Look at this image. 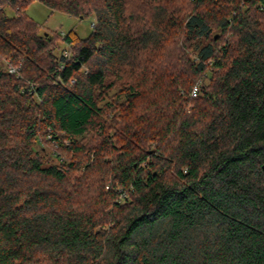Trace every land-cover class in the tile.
Returning a JSON list of instances; mask_svg holds the SVG:
<instances>
[{
	"label": "trees",
	"instance_id": "1",
	"mask_svg": "<svg viewBox=\"0 0 264 264\" xmlns=\"http://www.w3.org/2000/svg\"><path fill=\"white\" fill-rule=\"evenodd\" d=\"M33 1L0 0V264H264V0H39L86 38Z\"/></svg>",
	"mask_w": 264,
	"mask_h": 264
},
{
	"label": "rangeland",
	"instance_id": "2",
	"mask_svg": "<svg viewBox=\"0 0 264 264\" xmlns=\"http://www.w3.org/2000/svg\"><path fill=\"white\" fill-rule=\"evenodd\" d=\"M2 6L3 5L0 4V8ZM25 11L31 18L36 20L39 24L43 25V28H41L42 33L44 31H49L51 33L60 31L62 33V37H64L63 35H65L67 31L74 29L81 38H86L92 33L94 26L96 24V17L82 18L67 14L62 11L53 10L39 0H35L31 2L26 7ZM9 13H12V11L9 10ZM214 34L216 35V37H218L219 35V33L216 32ZM61 45L62 46L58 47L55 50V53L57 55H60L61 51L64 50L65 45L67 44L62 41ZM69 51H70L69 49L66 50V53L69 54ZM19 65H20L19 63L12 62L8 57H0V68L2 69L10 70L11 68H18ZM205 75L206 73L200 76L198 80L195 82L194 86L197 85L198 87H200L205 81L207 82ZM123 88L125 87L122 85V82L118 81L116 86L112 90H110L106 98L100 104L104 105L108 101H112L114 103H118V102L125 103L127 97H126V91ZM98 133L99 132L95 127H91V129L87 133L79 137V141L81 143H84L86 149L91 148L95 146L97 141L99 143V140L102 139L100 138ZM67 143H69V141ZM37 148H40V150H42V155H46L47 159H50L53 162L56 161L59 162L60 160L65 159V157L63 156L60 157V160L58 157H54V158L51 157L52 153L55 156V153H57V151L60 152L59 145L56 142L46 141V138L44 137L42 143L40 145H37ZM72 155H74V152H72Z\"/></svg>",
	"mask_w": 264,
	"mask_h": 264
},
{
	"label": "built area",
	"instance_id": "3",
	"mask_svg": "<svg viewBox=\"0 0 264 264\" xmlns=\"http://www.w3.org/2000/svg\"><path fill=\"white\" fill-rule=\"evenodd\" d=\"M19 70V67L18 68H11L9 71L11 73H15ZM192 96L196 97L198 94H199V87L196 85L194 86V88L192 89Z\"/></svg>",
	"mask_w": 264,
	"mask_h": 264
},
{
	"label": "water",
	"instance_id": "4",
	"mask_svg": "<svg viewBox=\"0 0 264 264\" xmlns=\"http://www.w3.org/2000/svg\"><path fill=\"white\" fill-rule=\"evenodd\" d=\"M263 168H264V166H263Z\"/></svg>",
	"mask_w": 264,
	"mask_h": 264
}]
</instances>
